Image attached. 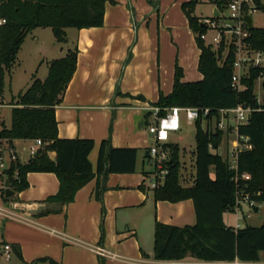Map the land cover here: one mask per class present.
<instances>
[{
    "label": "trees",
    "instance_id": "trees-1",
    "mask_svg": "<svg viewBox=\"0 0 264 264\" xmlns=\"http://www.w3.org/2000/svg\"><path fill=\"white\" fill-rule=\"evenodd\" d=\"M258 9L264 11L259 0ZM115 0H0V17L6 19L1 30L0 43V97L6 87V78L14 67L18 53L28 35L39 28L52 29L56 41L67 43V29L99 28L104 25L106 3ZM200 0H190L183 4L190 28L196 35V43L201 51L199 71L203 79L199 82H182L183 71L177 68L174 88L170 95H161L156 107L162 110L171 107L209 108L215 115L219 109H232L243 104L259 108L255 93L256 81L264 70L252 69L250 78L244 80L246 88L238 93L232 88L235 53L231 47L225 55L220 49L222 63L212 55L200 34L207 33L195 10ZM220 12L227 9V0H214ZM248 44L255 50L264 51V28L249 30ZM78 50H70L62 59L48 63L45 80L33 77L31 85L13 98L11 125L0 126V139L37 140L44 146L27 162L12 164L6 175L13 192L21 193L29 187L27 177L30 173H53L59 180V191L49 197L46 203L57 205L43 214L60 213L74 202L77 192L92 181L94 172L89 156L95 143L90 139H61L58 135L56 107L63 101L78 64ZM264 108V82H263ZM151 116V113L149 114ZM195 168L196 174L190 185L181 184V159L178 144H165L169 151L168 176L163 184L154 189L156 202L179 203L192 200L197 221L194 225L178 227L156 222L154 233V259L157 261H180L187 257L204 262L254 263L261 261L264 253V225L243 228L228 227L224 215L234 213L237 195L243 192L257 204H264V112H254L250 122L239 128L240 136L249 139L250 148L238 156L239 174L249 175L248 180L235 182V172L230 170L229 162L219 155L215 147L222 142L223 132L204 130L196 124ZM210 145L213 148H210ZM108 141L101 144L97 175L133 174L137 170L138 149L113 148L108 155V168L104 160ZM216 147V148H217ZM57 157L53 161L50 153ZM146 175H148L146 173ZM140 189L145 192L144 186ZM101 193L98 186L96 196ZM5 201H9L4 197ZM253 212H258L255 207ZM17 257L21 253L12 249ZM58 264L51 259L37 260L31 264Z\"/></svg>",
    "mask_w": 264,
    "mask_h": 264
},
{
    "label": "crops",
    "instance_id": "crops-1",
    "mask_svg": "<svg viewBox=\"0 0 264 264\" xmlns=\"http://www.w3.org/2000/svg\"><path fill=\"white\" fill-rule=\"evenodd\" d=\"M189 1L115 0L114 4L108 2L105 6L104 25L99 28L81 30L67 29V43L64 44L66 48L59 46L52 29L49 28L50 45L53 49H50V54L46 53L39 57L37 73L43 65L48 73L50 61L64 58L70 50H78L76 72L62 103L56 107V118L59 123L58 135L61 139L94 141L95 146L89 159L96 176L77 192L74 202L66 205L62 212L43 214L48 209L57 208V205H50L46 203V200L58 193L59 180L53 173H30L28 175L29 187L21 193H15L8 205L5 204L25 220L23 222L9 220L3 223L1 234L4 242L10 244L12 249L17 248L21 253V257L13 253L9 261L11 264H31L41 259H51L58 264H114L96 255L88 258L86 254L89 252L68 245L65 246V257L61 258L59 254L64 249L61 239L51 237L52 234L50 236V226H64L66 229L75 227L84 232L92 231L96 242L98 240L96 236L98 220L101 218L102 210L101 204L96 199L98 186L101 193L97 198L104 201L107 218L109 212H113L114 209L132 208L131 202L128 199L125 200L124 197V201L113 203L111 196L114 193L121 192L122 194L124 191L129 193L130 190L140 189L148 177L146 173L152 177V171L138 170L140 162H148L151 165L150 156L146 155L150 148L143 151L139 144L135 145L134 141L130 142V138H125L123 134L112 138V143L106 150L105 168H108V155L111 149L133 148L139 150L136 172L133 174L104 173L98 176L97 167L101 144L105 141L103 138L111 119V112L121 113V118L134 120L139 127L143 124L149 127L150 118L154 123V119L149 115L150 109L156 107L161 95L168 96L172 93L178 67L183 71L182 82H199L203 79V75L200 71L198 72L201 51L196 43V35L190 28L189 20L183 10V4ZM209 1L212 3L213 17L217 5L214 4V0ZM259 1L264 5V0ZM221 13L218 9V16ZM195 16L198 17L196 14ZM35 39L39 40V37L35 36ZM22 48L16 60L20 66L22 61L19 56ZM11 73L8 78H12ZM34 76L38 78L37 74H32L30 82L21 92L31 85ZM18 95L12 94L6 97L4 91L0 97L5 104L0 109V126L2 123L8 127L11 125V111L14 107L11 104L12 98ZM185 122L183 121L182 126ZM201 124L202 128L207 130L206 124ZM191 125L195 126V124ZM22 142L32 143L31 140H16L11 144L17 150L20 160L25 163L30 160V155L28 153L23 160V152H29V147L21 150L19 145ZM98 142L100 143L99 149ZM168 143L174 144L170 141ZM56 157L55 152L50 153L53 161ZM149 191L153 189L149 188ZM142 192L143 198L148 199L147 191ZM158 203L160 212L165 211L167 204L174 208V217L163 220L160 216L163 223L179 225L178 227L193 225L195 208L192 200L179 203L159 201ZM263 205L258 204V211ZM252 212L249 206L244 204L240 213L234 212V221H229L225 214L224 222L228 227L234 228L250 226L248 221ZM64 220H66L65 224ZM111 225L110 221L108 226ZM131 234L135 235L134 232ZM68 248H74L76 251H71L66 255ZM141 254V261H145V257L149 259V255L144 252ZM261 258H264V253L261 254ZM155 261L156 264H232L236 262H204L192 257L180 261Z\"/></svg>",
    "mask_w": 264,
    "mask_h": 264
},
{
    "label": "rangeland",
    "instance_id": "rangeland-1",
    "mask_svg": "<svg viewBox=\"0 0 264 264\" xmlns=\"http://www.w3.org/2000/svg\"><path fill=\"white\" fill-rule=\"evenodd\" d=\"M254 4L258 8L255 0ZM196 8L195 14L198 17L212 18V3L209 0H200V3ZM259 10L260 11H257L252 15V18L255 27L264 28V11L262 9ZM222 14L228 16L229 12L225 9ZM50 33L49 28H39L28 35L19 56L22 61L21 66L16 63L12 68V78H6V97H10L12 94L18 95L23 89H25L28 82L31 80L32 74H37L38 78L42 80L44 78L46 79L48 73L45 65H43L39 73H37V66L39 57L46 53L50 54V49H53L50 45ZM35 36H38L39 40H36ZM215 36H217L216 31H209L207 34V43H211ZM59 46L66 48V45L61 43H59ZM255 93L256 95L263 97L259 84L255 87ZM111 113V119L105 132L106 135L103 138V140L108 141V145L112 143V138H117L121 134H123L125 138L129 137L130 142L132 141L133 143L134 141L135 145L139 144L143 151L155 145V140L149 133V127H146L145 124H143L142 127H139L134 120L130 121L129 119L121 118V113ZM116 116L118 117L117 119ZM149 124H154L151 118L149 119ZM182 127L181 132L176 134L171 133L169 141L180 146L181 184L187 186L193 182L196 174V127L186 122ZM231 140H234L233 137H231ZM231 140L228 137L222 142V148L225 152L228 149L229 144L232 143ZM99 142L97 144L98 149L100 147ZM30 145L31 144L28 142H22L19 145V148L24 150V148L29 147ZM28 153L29 152H23V160H25ZM138 170L153 171L154 168L152 165H149L148 162H140ZM149 176L151 175L148 174V177L143 183L149 198H143V192L141 189L130 190L128 191L129 193L126 191L122 192V194L121 192L114 193L111 196V201L113 203L115 201H124L125 198V200L128 199V201L131 202L132 208L120 210L114 209L113 212H109L107 218L104 201L98 199L96 196L97 201L102 207L101 218L98 220V230L96 235L98 236V240L96 242L92 231L84 232L75 227L66 229L64 226H50V236L52 234L51 237H56L59 240L61 239V245L62 248H64L59 254L60 257H65V246L68 245L69 247H74L76 249L81 248L89 252V254H86V257L88 258L92 257L91 255L94 257L96 255L98 258L106 259L107 262H113L114 264H156L154 259L155 224L156 222L163 223L160 220V216L163 220L174 217V208H171L168 206L169 204H167V206H165V211L160 212L158 207L159 203L154 200L152 191H149L152 178ZM8 202L9 201L4 200V204L8 205ZM193 214L192 224L194 225L197 221L194 210ZM233 214L234 213H227L229 221L235 220V215ZM65 221L66 220H64V224ZM110 221L112 222V225L109 227L108 223ZM176 221L174 222L177 223ZM248 224L255 227L264 225V205L260 211L251 213V218L248 221ZM132 232H134L135 235L131 234ZM74 248H68L66 255L71 251H76ZM142 252L149 255V259H146L147 257H145V261H141ZM262 259L264 260V258ZM0 264L11 263L2 259Z\"/></svg>",
    "mask_w": 264,
    "mask_h": 264
},
{
    "label": "built area",
    "instance_id": "built-area-1",
    "mask_svg": "<svg viewBox=\"0 0 264 264\" xmlns=\"http://www.w3.org/2000/svg\"><path fill=\"white\" fill-rule=\"evenodd\" d=\"M227 11L229 15L219 14L218 17L201 18L200 23L206 27L207 33L200 34V38L205 41L207 46H211V50L215 53L218 61L222 63L220 56V49L224 47L225 55L230 51L231 47L235 53V61L233 64L234 74L232 77V88L234 91L241 93L245 90L246 85L244 80L250 78L252 69L264 70V51L253 49L247 42L250 37L249 28L244 21L245 16H252L257 11H260L254 4V0H227ZM264 7V5H263ZM6 24V19L0 17V43L1 30ZM209 31H216L211 43H207V34ZM264 75L261 74L256 86L259 84L261 93L263 94ZM257 102L259 108L254 109L251 106L243 104L238 105L232 109H219L214 115L209 108L197 107H171L165 109V115L159 116L162 110L159 107H152L150 113L154 119V124L149 126V133L155 140V145L149 149L152 171V178L150 182L151 189H157L163 184L168 176L169 170L167 163L169 161V151L163 148L167 144L171 133L181 131L183 121L187 123L196 124L198 121L205 123L207 130L216 132L217 130L223 132L222 142L225 138L233 137L232 143L229 144L226 152L222 148V142L219 147H215L216 152L225 156L229 162L230 170L234 171L235 182L238 183L240 179L248 180L250 177L247 174H239L238 156L243 150L250 148L249 139L239 134V128L247 125L250 122L251 115L254 112H264L263 97L257 95ZM5 104L0 98V109ZM44 146V142L40 139L32 140L28 148L30 158L34 157L40 148ZM210 148H213L210 145ZM22 162L18 156V152L9 140L0 139V260L11 261L13 251L10 244L4 242L1 234L3 223L9 220L23 222L25 221L19 215L14 213L4 204V197H6V178L7 171H9L12 164ZM249 206L253 211L258 206L257 203L251 200L250 196L239 192L237 195L235 212L240 213L243 205ZM232 264H264V260L254 263H243L236 261Z\"/></svg>",
    "mask_w": 264,
    "mask_h": 264
},
{
    "label": "water",
    "instance_id": "water-1",
    "mask_svg": "<svg viewBox=\"0 0 264 264\" xmlns=\"http://www.w3.org/2000/svg\"><path fill=\"white\" fill-rule=\"evenodd\" d=\"M214 16H215V17H218V9H217V8H216V10H215V14H214ZM244 21L246 22V24H247L249 30H252V29L255 28V26H254V20H253L252 16H250V15L245 16ZM212 55H213V56L215 55V53H214L213 51H212ZM146 155H147L148 157L150 156L149 151H147ZM6 188H7V190H6V198H7V199H11L12 197L15 196V192H13V191L11 190V188H10V183H9V180H8V179L6 180Z\"/></svg>",
    "mask_w": 264,
    "mask_h": 264
}]
</instances>
